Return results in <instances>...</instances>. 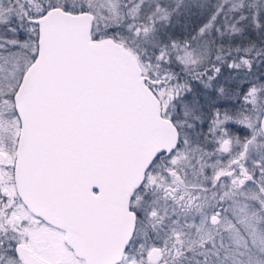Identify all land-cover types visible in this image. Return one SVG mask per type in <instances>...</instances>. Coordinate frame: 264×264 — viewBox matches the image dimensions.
<instances>
[{"label":"snow or ice","instance_id":"6c2138e0","mask_svg":"<svg viewBox=\"0 0 264 264\" xmlns=\"http://www.w3.org/2000/svg\"><path fill=\"white\" fill-rule=\"evenodd\" d=\"M0 264H264V0H0Z\"/></svg>","mask_w":264,"mask_h":264}]
</instances>
